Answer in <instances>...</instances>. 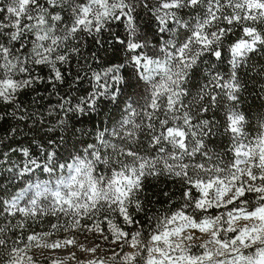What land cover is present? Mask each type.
Masks as SVG:
<instances>
[{
	"label": "snow or ice",
	"instance_id": "1",
	"mask_svg": "<svg viewBox=\"0 0 264 264\" xmlns=\"http://www.w3.org/2000/svg\"><path fill=\"white\" fill-rule=\"evenodd\" d=\"M256 58L264 0H0V264H264Z\"/></svg>",
	"mask_w": 264,
	"mask_h": 264
},
{
	"label": "trees",
	"instance_id": "2",
	"mask_svg": "<svg viewBox=\"0 0 264 264\" xmlns=\"http://www.w3.org/2000/svg\"><path fill=\"white\" fill-rule=\"evenodd\" d=\"M254 64L257 65L256 71H248L247 74L242 73V79L246 81L247 91L244 92V104L243 107L245 109H250L253 116L258 113L264 112V99H261V96H264V75H260L259 66L264 65V59L256 58L253 61ZM2 127V125H0ZM2 134V133H0ZM148 190L152 195L154 201L153 211L157 208L163 209L166 207L164 201L167 199L163 196V192L167 191L169 196L172 199L176 200L177 203H180L179 200L182 186L177 182H172L162 177L159 180H151L148 184ZM159 200L160 203H156ZM48 224L45 222L43 225H35V231L47 230ZM65 235L63 232L59 233L57 236L52 237V239H57ZM126 250V249H125ZM38 254V250H37ZM43 264H47L46 261Z\"/></svg>",
	"mask_w": 264,
	"mask_h": 264
},
{
	"label": "rangeland",
	"instance_id": "3",
	"mask_svg": "<svg viewBox=\"0 0 264 264\" xmlns=\"http://www.w3.org/2000/svg\"><path fill=\"white\" fill-rule=\"evenodd\" d=\"M75 235H77L78 236V238H79V240H80V242L81 243H83V244H86V245H88L89 244V241H93V242H95V243H101V241H100V239L99 238H94L93 236H92V234H86L87 235V239H85V236H82V235H80L79 233H76ZM64 236V235H63ZM63 236L62 237H60V238H63ZM128 249H126V251H127ZM68 251H75V249H69ZM38 252H39V250H38ZM64 253H61V255H63ZM77 256H78V258L79 259H81V260H84L85 259V255L83 254V253H80V252H78L77 251Z\"/></svg>",
	"mask_w": 264,
	"mask_h": 264
}]
</instances>
